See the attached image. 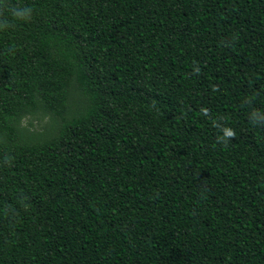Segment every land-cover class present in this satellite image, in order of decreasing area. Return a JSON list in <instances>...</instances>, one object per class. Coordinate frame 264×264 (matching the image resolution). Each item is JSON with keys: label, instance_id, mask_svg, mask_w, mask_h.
Instances as JSON below:
<instances>
[{"label": "trees", "instance_id": "obj_1", "mask_svg": "<svg viewBox=\"0 0 264 264\" xmlns=\"http://www.w3.org/2000/svg\"><path fill=\"white\" fill-rule=\"evenodd\" d=\"M5 21L0 264H264V0H0Z\"/></svg>", "mask_w": 264, "mask_h": 264}, {"label": "clouds", "instance_id": "obj_2", "mask_svg": "<svg viewBox=\"0 0 264 264\" xmlns=\"http://www.w3.org/2000/svg\"><path fill=\"white\" fill-rule=\"evenodd\" d=\"M32 12L33 10L29 7L15 8V9H12L11 15L16 19L28 21L32 18ZM7 26H8L7 21L0 24V27H7ZM248 102L251 103L250 100ZM202 111L206 112L207 110L204 109ZM249 121L254 126L264 125V112L253 109L249 114ZM216 126L218 127L219 132H220V135L217 136V140H216L217 143L226 145L230 139L235 137L236 133L234 129L230 127H226V126L222 127L218 124Z\"/></svg>", "mask_w": 264, "mask_h": 264}, {"label": "rangeland", "instance_id": "obj_3", "mask_svg": "<svg viewBox=\"0 0 264 264\" xmlns=\"http://www.w3.org/2000/svg\"><path fill=\"white\" fill-rule=\"evenodd\" d=\"M50 122L49 116H34L26 117L22 124L26 126L29 130L44 131L47 124Z\"/></svg>", "mask_w": 264, "mask_h": 264}]
</instances>
